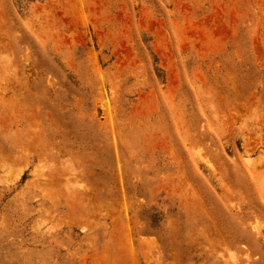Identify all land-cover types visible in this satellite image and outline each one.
I'll return each instance as SVG.
<instances>
[{
	"label": "rangeland",
	"instance_id": "374dc122",
	"mask_svg": "<svg viewBox=\"0 0 264 264\" xmlns=\"http://www.w3.org/2000/svg\"><path fill=\"white\" fill-rule=\"evenodd\" d=\"M0 264H264V0H0Z\"/></svg>",
	"mask_w": 264,
	"mask_h": 264
}]
</instances>
